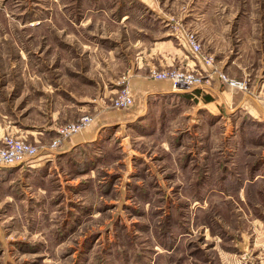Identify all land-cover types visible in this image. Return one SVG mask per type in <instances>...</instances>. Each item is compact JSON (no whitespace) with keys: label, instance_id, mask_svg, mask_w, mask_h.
<instances>
[{"label":"rangeland","instance_id":"rangeland-1","mask_svg":"<svg viewBox=\"0 0 264 264\" xmlns=\"http://www.w3.org/2000/svg\"><path fill=\"white\" fill-rule=\"evenodd\" d=\"M81 2L0 0L2 121L13 118L14 108L18 113L41 98L50 108L43 95L19 98V93L42 87L30 76L42 82L50 69L44 56L35 57L45 53L39 43L52 21L44 20L55 9ZM210 4L219 15L225 9L234 23L260 22L261 41L253 50L262 62L264 0ZM168 18L172 29L176 22L201 42L179 17ZM203 52L214 56L204 46ZM128 82L117 83V92ZM117 92L103 104L114 108ZM145 101V115L103 129L94 141L62 151L82 129L47 157L39 154L40 165L0 169V264H259L253 245L264 222V178L262 189H253L251 172L264 166V132L249 118L211 115L178 96L151 95ZM81 117L48 129L53 137L47 142H32L28 132L13 128L0 129V143L14 135L49 147L62 128ZM243 182L247 187L241 189Z\"/></svg>","mask_w":264,"mask_h":264},{"label":"crops","instance_id":"crops-1","mask_svg":"<svg viewBox=\"0 0 264 264\" xmlns=\"http://www.w3.org/2000/svg\"><path fill=\"white\" fill-rule=\"evenodd\" d=\"M81 3L74 9H55V32L52 31L53 18L44 20L52 21L46 23V36L43 43H39L45 47V53L35 57L44 56L50 69L44 70L42 82L40 76H30L42 87H30L28 92L19 93V98L29 93L43 95L50 108H46L48 104H44L41 97L34 106L26 103L21 111L17 108L18 113L14 108L12 119H0L1 130L17 128L28 132L26 136L32 142H47L53 137L48 129L55 131L58 122L91 115L92 123L66 142L62 147L64 151L98 139L101 131L111 125L139 119L148 110L147 97L172 95L193 102L195 109L211 115L237 113L238 121L241 116L243 122L249 118L253 126L264 132V99L231 88L216 76L205 88L186 92L175 90L170 81H159L152 76L153 70L176 67L202 70L205 67L199 56L191 51L185 30L175 27L176 22L175 29L168 24V17L175 15L183 21L184 27L198 32L205 50L216 57L219 68L231 77L248 78L257 91L264 86V67L255 65V55L259 54L253 50L260 45V22L234 23L233 18L225 17V9H219L222 10L219 15L210 6L211 0H82ZM53 63L56 64L54 68L51 67ZM261 63L264 64V60ZM122 79L129 80L134 104L125 109L103 104L104 99L107 102L117 92V83ZM41 163L38 157L33 161V165ZM20 167L24 166L17 169ZM251 173L254 174L253 189L261 190L264 166ZM246 185L243 182L240 188ZM260 223L264 226L263 220ZM262 226L259 239L253 245L254 249L258 247L259 264H264L260 246V240H264Z\"/></svg>","mask_w":264,"mask_h":264},{"label":"built area","instance_id":"built-area-1","mask_svg":"<svg viewBox=\"0 0 264 264\" xmlns=\"http://www.w3.org/2000/svg\"><path fill=\"white\" fill-rule=\"evenodd\" d=\"M185 39L191 51L199 56L205 67H202V70L178 67L161 71L153 70V78L168 80L175 90L183 91L184 89H203L209 80L216 76L221 83L231 88L245 93H251L258 99H264V86H261L256 91L248 78L229 76L223 69L216 65L214 56L203 52L202 43L198 40L195 33L187 32ZM133 104L134 96L129 85L121 88L112 99V106L117 109L129 108ZM92 120V116L87 114L83 115L78 122H72L66 125L59 131L58 136L49 147L43 146L41 148L39 145L28 142L18 136L5 135L0 143V169L14 167L25 162H29V164L33 163L41 153L47 157L50 154L48 151L60 147L71 136L89 126Z\"/></svg>","mask_w":264,"mask_h":264},{"label":"trees","instance_id":"trees-1","mask_svg":"<svg viewBox=\"0 0 264 264\" xmlns=\"http://www.w3.org/2000/svg\"><path fill=\"white\" fill-rule=\"evenodd\" d=\"M185 94H188V93H185Z\"/></svg>","mask_w":264,"mask_h":264},{"label":"water","instance_id":"water-1","mask_svg":"<svg viewBox=\"0 0 264 264\" xmlns=\"http://www.w3.org/2000/svg\"><path fill=\"white\" fill-rule=\"evenodd\" d=\"M18 166V165H17ZM15 167V166H14Z\"/></svg>","mask_w":264,"mask_h":264}]
</instances>
